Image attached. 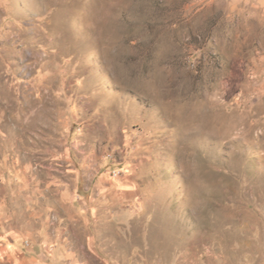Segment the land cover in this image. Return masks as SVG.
Listing matches in <instances>:
<instances>
[{"label":"rangeland","instance_id":"1","mask_svg":"<svg viewBox=\"0 0 264 264\" xmlns=\"http://www.w3.org/2000/svg\"><path fill=\"white\" fill-rule=\"evenodd\" d=\"M263 2L0 0V245L264 264Z\"/></svg>","mask_w":264,"mask_h":264},{"label":"crops","instance_id":"2","mask_svg":"<svg viewBox=\"0 0 264 264\" xmlns=\"http://www.w3.org/2000/svg\"><path fill=\"white\" fill-rule=\"evenodd\" d=\"M20 242L16 241L9 246L0 245V263L53 264L46 261L42 262L40 259L41 255L45 256L47 250L51 256L60 258L62 264H78L74 262L75 257H73L75 256V246L63 231L56 232L55 235L49 234L47 231L42 236L35 235L31 247L28 248L22 247ZM88 247L93 252V247L91 245H88Z\"/></svg>","mask_w":264,"mask_h":264}]
</instances>
